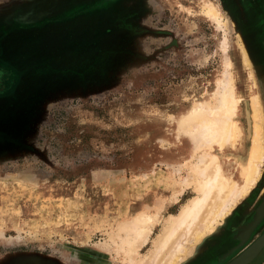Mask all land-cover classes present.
<instances>
[{"label": "rangeland", "instance_id": "obj_1", "mask_svg": "<svg viewBox=\"0 0 264 264\" xmlns=\"http://www.w3.org/2000/svg\"><path fill=\"white\" fill-rule=\"evenodd\" d=\"M25 1L0 0V22ZM81 1L72 0L71 19L54 39L58 61L75 67L70 76L61 64L63 84L34 92L41 99L33 108L22 96L0 109L9 124L0 131V264H126L115 251L124 236L118 229L141 212L161 216L137 250L150 253L165 221L197 196L185 183L190 167L172 165L188 146L172 142L169 122L212 95L227 58L246 94L242 32L259 44L252 68L264 111L263 0L247 8L253 25L239 0L236 10L223 0H143L136 14L128 0ZM207 3L224 27L206 16ZM227 218L181 264L201 263L202 245Z\"/></svg>", "mask_w": 264, "mask_h": 264}, {"label": "bare ground", "instance_id": "obj_2", "mask_svg": "<svg viewBox=\"0 0 264 264\" xmlns=\"http://www.w3.org/2000/svg\"><path fill=\"white\" fill-rule=\"evenodd\" d=\"M204 10L207 17L225 26L215 5L207 3ZM224 46L228 48L227 39ZM238 46V56L247 70L246 94L237 90L232 59L227 58L225 73L217 80L212 95L169 122L172 142L182 146L185 141L188 146L183 161L172 165L190 167L189 180L183 183L193 185L197 196L165 221L146 256L137 250L150 240L161 216L141 212L129 224H121L118 230L124 235L119 236L122 246L115 251L123 254L126 264L183 263L259 181L264 166V111L252 65L260 49L256 36L249 38V43L241 40ZM109 245H101L105 254Z\"/></svg>", "mask_w": 264, "mask_h": 264}, {"label": "crops", "instance_id": "obj_3", "mask_svg": "<svg viewBox=\"0 0 264 264\" xmlns=\"http://www.w3.org/2000/svg\"><path fill=\"white\" fill-rule=\"evenodd\" d=\"M99 1L102 2V0ZM85 2L86 0H82L81 6ZM87 7L90 8V6ZM71 9L72 0H26L11 12V16L8 18L9 22H0V109H3L4 105L12 106V103L22 96L28 97V100L32 101L33 105L28 107L29 109L33 108L34 103L41 99L34 92L44 93L45 89L49 90L63 84L64 79L59 78L61 67L65 69L64 77L70 76L68 72L75 69V67L71 68L67 61H58V47L54 45V39L71 19ZM48 40L51 43L48 46L45 43L43 46V41L48 42ZM43 48L44 52H42ZM79 58L77 56V60ZM83 66L85 65H82V68ZM48 70L52 73L47 74ZM52 79L57 80L56 86L51 85ZM30 85L33 86V91L31 94L27 93V96L23 93V89L26 87L28 91ZM18 104H13V107ZM22 104V108L27 106V103ZM22 104L20 103V106ZM20 106L17 108L20 109ZM7 125L9 126L5 122V116L0 115V131L6 130ZM243 229H247L246 234L249 232L248 228ZM243 229H241V238L244 236ZM221 232L220 229L216 236L206 239L202 245V262L200 264H223L229 254L241 245L239 244L229 251L225 250L224 246L221 247L218 244V235H222Z\"/></svg>", "mask_w": 264, "mask_h": 264}, {"label": "flooded vegetation", "instance_id": "obj_4", "mask_svg": "<svg viewBox=\"0 0 264 264\" xmlns=\"http://www.w3.org/2000/svg\"><path fill=\"white\" fill-rule=\"evenodd\" d=\"M115 1L119 0H102V2L105 4ZM239 1L245 8V14L243 15L245 23L247 22L246 24L253 25L254 22L249 21L247 8L252 7L256 9V0ZM128 2L129 4L133 5V13L136 14V12H138L140 9V4H142L143 0H128ZM223 2L226 7L236 10L234 7L236 3L235 0H223ZM242 35L244 36L245 40L247 38L246 33L242 32ZM257 185V188L251 190L248 196L238 204L239 206L233 211L231 216L227 218L226 222L221 227L222 235H218L219 246H224L225 250L229 251L230 249L241 244L229 254L228 258L223 262V264L228 263L231 259L248 248L264 233V173L260 177ZM243 228H248L249 232L247 234L245 233L243 238H241L240 234L241 229ZM262 258H264V249L259 252L251 264H258Z\"/></svg>", "mask_w": 264, "mask_h": 264}, {"label": "water", "instance_id": "obj_5", "mask_svg": "<svg viewBox=\"0 0 264 264\" xmlns=\"http://www.w3.org/2000/svg\"><path fill=\"white\" fill-rule=\"evenodd\" d=\"M262 249H264V233L248 248L226 264H251Z\"/></svg>", "mask_w": 264, "mask_h": 264}]
</instances>
